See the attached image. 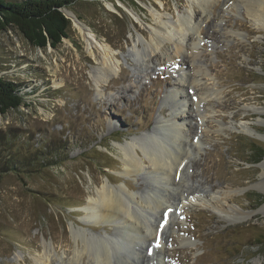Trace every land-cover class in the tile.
Here are the masks:
<instances>
[{
  "label": "rangeland",
  "instance_id": "rangeland-1",
  "mask_svg": "<svg viewBox=\"0 0 264 264\" xmlns=\"http://www.w3.org/2000/svg\"><path fill=\"white\" fill-rule=\"evenodd\" d=\"M63 9L74 16L56 48L35 47L17 29L0 32V76L19 86L27 104L0 115V264H40L45 251L47 264H69L75 230L105 245L111 264H264V191L256 186L264 158L248 162L253 142L264 146V27L240 0H210L207 8L192 0H72ZM155 12L173 24L189 14L195 22L180 54L176 37L164 43L169 61L148 46ZM80 27L116 54V74L99 80L102 64L87 53ZM192 74L222 99L201 100ZM174 116L185 124L190 156L171 176L147 159L145 169L127 173L121 145L143 142L145 132L157 145V122ZM5 159H14L21 176L8 172ZM103 183L135 196L140 232L123 222L82 221ZM228 186L240 190L232 202L251 217L227 220L186 200L188 192L217 196ZM160 199L164 206H155ZM78 264L95 263L86 256Z\"/></svg>",
  "mask_w": 264,
  "mask_h": 264
},
{
  "label": "bare ground",
  "instance_id": "bare-ground-1",
  "mask_svg": "<svg viewBox=\"0 0 264 264\" xmlns=\"http://www.w3.org/2000/svg\"><path fill=\"white\" fill-rule=\"evenodd\" d=\"M192 1L197 3L199 2L203 8H207L210 5V0ZM240 1L244 8H246L248 14L255 18L259 28L264 27V0ZM69 14L72 17L74 16V14L71 12H69ZM154 18L155 23L151 28L148 46H150L154 52L161 50L162 54L165 56L164 59L169 61V59L174 56L163 51L164 43L167 41L169 42V40L171 41L176 37L177 40L175 54H180L184 48L183 40L185 37L183 36L185 33H188V39L194 37L193 28L195 22L193 23V17L191 14L180 16L179 22L177 24L171 23L167 19L165 13L155 12ZM80 28L86 41L87 53L92 55L97 60L100 59L102 64L100 69H102L101 72L104 75L101 74L102 76L99 77V80H102L101 78L105 75L110 77L111 75L116 74L120 69L116 54L110 50V47L107 44L99 41L91 29L83 27ZM167 28L169 30H167ZM199 33H201V31H199ZM144 36H146V34H144ZM187 58L189 62H192L194 59L192 55L191 57L189 56ZM196 72L199 73L200 70H197ZM199 76L198 74H192L189 76V80L195 86H199L198 93L200 94L201 100H205L209 96H215L218 100H221L223 92L218 88H209L208 85H205L202 82V79ZM260 114L261 116H264V110L260 111ZM200 119L204 120L205 116L201 115ZM184 127V122H179L177 117L174 116L167 124H163L161 121L157 122V125L154 128L155 131L153 130V132L158 134L156 138L158 142L156 143L157 145H154L155 143L151 144V142L148 140V136L150 139V137L152 138L154 135V133L152 135L151 132L140 134L141 136L139 138H141L143 142L137 141V138H131V140H129L127 143L121 145V160L125 166V171L127 173L140 172L141 170L145 169V160L147 159L150 162V166L153 168V170L157 171L158 173L161 172V174L166 176H171L172 174L170 172L175 171L176 167L179 164H183L187 157L190 156L189 150H185L187 148L184 147L187 144V139L184 135ZM241 127L245 132H253L250 130L251 127L247 124H242ZM164 134L167 135L168 141L164 138ZM140 153L144 156L142 157ZM262 170L263 173L256 186L259 190L264 191V162L262 164ZM239 191V189L230 186L217 192V196L198 190L191 191L187 193L186 200L190 204L197 205L199 207H208L212 210L218 211L219 213L223 214L224 218H227V220L231 219L232 221H238L251 217L253 213L252 211H246L245 208L241 207L240 205L233 204V197ZM125 192L127 191L121 187H113L108 183H103L102 186L97 190L96 196H92L86 206H84L85 216L82 221L93 226H106L116 222H123L135 232H140L141 226L137 225V220H139V217L132 208L131 204V201H134L133 199H135V196L131 194L129 197V195L127 196L128 193L125 194ZM178 199L179 203H182V205L185 203L182 196H179ZM153 200V198H148L146 200L147 205L151 206L153 204ZM162 205L161 199L156 200L155 206L161 207ZM262 209H264V207ZM79 231H74L76 247L74 249L73 255L69 258V264H78L80 261L84 260L86 256H89L92 263L95 264H111L110 252L107 250L105 245L102 244V246H96L92 241H90L88 236L87 238L85 235H83L84 233L81 234ZM178 242L183 247L191 246V244L181 236H178ZM49 260H51L50 253L45 251L41 258L37 259V262L40 264H47ZM61 263L65 264L63 261H61Z\"/></svg>",
  "mask_w": 264,
  "mask_h": 264
},
{
  "label": "trees",
  "instance_id": "trees-1",
  "mask_svg": "<svg viewBox=\"0 0 264 264\" xmlns=\"http://www.w3.org/2000/svg\"><path fill=\"white\" fill-rule=\"evenodd\" d=\"M71 3L72 0H0V32L17 29L35 47L46 48L50 43L56 48L63 38L69 37L72 23L62 9ZM22 105L27 104L19 86L10 78L0 76V115ZM253 144L250 150L253 158L248 162L259 163L264 158V146L256 145L255 141ZM2 165L8 172L21 176L14 159H5Z\"/></svg>",
  "mask_w": 264,
  "mask_h": 264
},
{
  "label": "water",
  "instance_id": "water-1",
  "mask_svg": "<svg viewBox=\"0 0 264 264\" xmlns=\"http://www.w3.org/2000/svg\"><path fill=\"white\" fill-rule=\"evenodd\" d=\"M62 11L65 14V16L70 19V15L67 13L66 9H62ZM49 45L51 44L49 43Z\"/></svg>",
  "mask_w": 264,
  "mask_h": 264
},
{
  "label": "snow or ice",
  "instance_id": "snow-or-ice-1",
  "mask_svg": "<svg viewBox=\"0 0 264 264\" xmlns=\"http://www.w3.org/2000/svg\"><path fill=\"white\" fill-rule=\"evenodd\" d=\"M164 223L166 224L167 223V220L165 219V221H164ZM161 228H163V225H161ZM157 247H159L160 245H159V239L157 240V245H156ZM151 254V253H150Z\"/></svg>",
  "mask_w": 264,
  "mask_h": 264
}]
</instances>
